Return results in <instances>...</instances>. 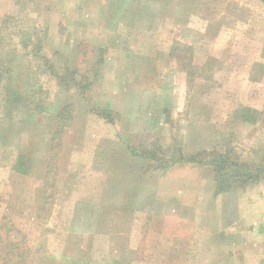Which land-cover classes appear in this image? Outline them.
Returning a JSON list of instances; mask_svg holds the SVG:
<instances>
[{"label": "rangeland", "instance_id": "1", "mask_svg": "<svg viewBox=\"0 0 264 264\" xmlns=\"http://www.w3.org/2000/svg\"><path fill=\"white\" fill-rule=\"evenodd\" d=\"M235 2L251 6V29H238L248 23V17L238 23V18L231 17V4L220 0V30L206 33L214 47L209 45L202 62L178 63L185 74L186 104H192L191 109L182 107L181 117L172 116L168 130L159 128L153 135L146 129L140 131L139 138L144 135L146 138L133 146L136 154L157 169L178 162L199 165L214 189V170L208 163L210 155L205 154L204 163L187 160L189 156L200 150L221 154L229 151L236 162L249 161L255 165L264 156V1ZM107 5V0H0V74L3 75L0 81V264H77L83 251L90 255L95 247L99 255L94 257L99 264L119 257L107 254L112 240H89L71 233V229L80 230L88 224L80 217L84 215L83 207H77L82 215L73 217L68 197L71 191H67L72 189L68 183L75 178L78 185L73 191L75 198L83 199L89 194V184L81 181L83 169L89 165L82 154L84 148L86 153L95 152L97 157L98 151H106L102 155H107L108 160L119 153V86L118 93H111L113 89L108 87L103 88V93L99 75L103 66L112 65L117 66L113 75L119 77V63H116L119 55L105 60L107 51L97 44L105 42L107 35L104 34ZM206 7L209 19L211 9L216 19L215 4ZM115 13L118 16L119 12ZM84 17L99 23L88 28ZM112 38L109 35L106 40ZM217 40L219 48L215 47ZM35 46L40 47L39 55L34 52ZM68 60L70 81L64 84L50 74L48 64L62 76ZM7 62L21 79L20 87L12 83L19 98L4 88L8 79ZM145 71L148 79H155L150 68L146 67ZM82 85L85 86L81 88ZM66 103L72 104L73 118L55 135V128L61 123L55 114ZM195 104H198L196 109ZM37 105L42 111L38 107L34 111ZM24 166L31 174L37 168L44 172L43 192L42 181L36 187L34 175L21 179L15 174V167ZM74 169V176L68 173ZM247 188L252 192L248 197L250 204H259L253 207L254 212H264L262 177L234 191L215 194L224 195L217 199L214 196L211 202L206 197L201 204L205 209L203 216H212L215 222L203 225L222 228L234 210L236 214L238 209L242 210L229 208V200H237ZM36 194H43L41 204L35 202ZM179 225H172V231H178ZM180 230L187 233L190 227L185 224ZM251 230H256V223L251 225ZM53 252L56 253L51 255ZM17 253L21 255L15 256ZM246 256L238 257L235 264H264V249ZM223 257L177 253L157 256L155 260L156 264H217L225 260ZM125 258L130 259L123 264H152L151 256L148 259L144 254Z\"/></svg>", "mask_w": 264, "mask_h": 264}, {"label": "crops", "instance_id": "2", "mask_svg": "<svg viewBox=\"0 0 264 264\" xmlns=\"http://www.w3.org/2000/svg\"><path fill=\"white\" fill-rule=\"evenodd\" d=\"M227 1L231 4V17L238 18V23L248 17V23L238 26V29L250 30L251 6L235 0ZM107 4L104 34H107L106 38L109 35L113 38L109 41L105 38V42L97 44L107 51L105 60L119 55L116 58L119 77L113 75L117 66L112 65L103 66L99 75L103 93L106 87L113 89L111 93H118L119 86V153L108 160L107 155H102L106 151H98L97 157L92 150L86 153L84 148L82 154L89 165L83 169L81 181L89 184V194H85L83 199L75 198L73 191L78 187L75 178L73 182L68 178L71 182L68 186L72 189L67 191H71L68 197L71 198L69 205L73 208V217L82 215L77 207H83L84 215L80 217L88 225L84 230L80 229L82 232L69 230L89 240H112L107 254L119 257L105 264H123L130 259L126 256L135 258L143 254L148 259L151 256L152 264H156L155 257L177 253L221 255L225 260L217 261V264H235L238 257L245 259L246 255H255L264 249V212L257 210L253 214V207L259 204H250L248 197L252 192L249 188L243 190L240 194L243 196L239 195L237 200H229V208H242L238 209V214L234 210L222 228L205 227L203 223H214L215 220L212 216H203L205 209L201 204L206 197L211 202L217 195L202 168L178 162L157 169L149 166L148 161L133 150L146 138V135L139 138L140 131L146 129L153 135L159 128L168 130L172 116L181 117L182 107L191 109L192 104H186L185 74L178 63L202 62L209 45L214 47L213 42L209 44L206 33L220 30V0H215V3L214 0H119V3L107 0ZM214 4L216 19H213V9L209 19L206 6L214 7ZM115 12H119L118 16ZM84 21L88 28L95 22L96 25L99 23L85 17ZM216 45L219 48L218 40ZM213 52L215 50L212 49ZM146 67L153 71L155 79L144 75ZM193 106L196 109L198 104ZM150 132L144 133L150 136ZM73 155L75 157V153ZM43 173L37 168L33 174H15L21 179L34 175L36 187L42 181L40 188L43 192ZM68 173L74 176L76 169ZM221 195L224 194L216 199ZM41 198L43 194H36L35 202L40 201L41 204ZM253 223H256L254 232L251 230ZM178 224L179 230L172 231L171 226ZM185 224L190 227L187 233L180 230ZM200 226L204 229L201 230ZM95 248L91 249V256L87 250L83 251V256L77 258V264H99L94 257L99 255ZM63 253L65 251L57 252L58 255Z\"/></svg>", "mask_w": 264, "mask_h": 264}, {"label": "trees", "instance_id": "3", "mask_svg": "<svg viewBox=\"0 0 264 264\" xmlns=\"http://www.w3.org/2000/svg\"><path fill=\"white\" fill-rule=\"evenodd\" d=\"M27 37H25V39H27ZM27 43H29V41H27ZM25 45L27 44L25 43ZM33 49H34V52L38 53L39 55L40 47L35 46ZM67 62L68 63H66V67L64 69L62 76H59L58 74H56L57 70L53 66L48 64V71L50 72V74L53 75L59 82H62L64 84H69V81H70L67 78V77L70 78V74H69V72H71L70 65H69L70 61L68 60ZM6 64H7L6 66H7L8 79L6 78L7 81L5 83L4 88L5 89L7 88V92H11V95L14 96V98H19L20 96H19L18 91L14 90L13 87L16 85L17 87H20L21 79L18 77L17 72H13L15 70L13 66L9 62H7ZM72 72L74 73V71ZM1 78H3V75L0 74V81H1ZM12 83L14 86H12ZM84 86L85 85H82L81 88ZM37 107H38V110L42 111L43 108L38 105L34 107V111L36 110ZM70 107H72V104L66 103L62 107V109L58 113L55 114L56 116L58 115L59 120L61 121V123L58 124L55 128V135L61 132L62 131L61 129L67 126L66 122H68L70 119L73 118L70 113L72 111ZM205 154L210 155L209 156L210 160L208 163L213 166L214 180H215V194H218L221 192L234 191L237 188H242L247 185H250L256 182L257 180H259L260 178L264 177V156H263V159L261 160V163L255 165L249 161L248 162L240 161L239 163L236 162V160H234V158L230 156L229 151L227 152L225 151L224 153L221 154L217 152L207 153L204 150L202 151L200 150L196 154L189 156L187 160L189 159L196 163H204L203 159L206 157ZM163 164L165 165V162ZM21 166H23V164H21ZM158 166H161V165H158ZM14 170L24 175H29L32 172L29 169H27L25 166L24 168L15 167ZM16 249H18V247ZM20 255L21 254H18V253L15 254V256H20Z\"/></svg>", "mask_w": 264, "mask_h": 264}]
</instances>
